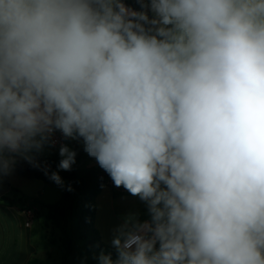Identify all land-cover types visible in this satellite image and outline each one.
Wrapping results in <instances>:
<instances>
[{"label": "clouds", "instance_id": "9594fccd", "mask_svg": "<svg viewBox=\"0 0 264 264\" xmlns=\"http://www.w3.org/2000/svg\"><path fill=\"white\" fill-rule=\"evenodd\" d=\"M137 3L0 0V179L59 131L147 207L98 264H264V0Z\"/></svg>", "mask_w": 264, "mask_h": 264}, {"label": "crops", "instance_id": "0c3cea01", "mask_svg": "<svg viewBox=\"0 0 264 264\" xmlns=\"http://www.w3.org/2000/svg\"><path fill=\"white\" fill-rule=\"evenodd\" d=\"M129 7L134 0H124ZM67 145L76 151L77 140L65 139ZM59 148L48 147L42 159L59 157ZM98 164L95 162L93 165ZM92 165V166H93ZM8 197L12 203L0 202V264H31L36 259L45 258L48 251L39 250L41 238L47 242L50 250L48 229H53L47 220V209L42 204L51 205L60 201L62 190L45 184L41 180H27L19 177L15 171L0 179V198ZM29 213L33 214L30 221ZM130 213L137 214L141 220L148 219L147 207L138 197L122 195L114 197L112 188L107 186L96 198V216L93 227L99 232L102 243L112 251L111 240L114 229ZM29 222V225H27ZM36 224H44L46 235H40Z\"/></svg>", "mask_w": 264, "mask_h": 264}, {"label": "trees", "instance_id": "16d2710c", "mask_svg": "<svg viewBox=\"0 0 264 264\" xmlns=\"http://www.w3.org/2000/svg\"><path fill=\"white\" fill-rule=\"evenodd\" d=\"M131 5L140 9L137 0H134ZM75 152L77 153L76 162L71 171L59 172L64 181V187L55 184L45 175L44 171L32 167L23 160L16 164L14 171L23 179L41 180L47 185L62 190V197L59 202L51 205L42 204V207L47 209V220L62 234L64 248L62 264H71L72 257L76 254V246L69 233V226L78 215L82 227L86 228L88 234L91 235V240L95 241L99 250L111 252L115 260V251L109 250L102 243L99 232L93 227L96 216V198L107 186L112 188L115 198L130 194L123 187L114 186L109 175L98 164L93 165L97 161L85 152L82 140H77ZM60 159L59 157H52L45 160L40 157L42 162L47 163L50 172L58 171L57 165ZM68 185L71 186V191L67 190ZM0 202L12 203L13 200L8 197H1Z\"/></svg>", "mask_w": 264, "mask_h": 264}, {"label": "rangeland", "instance_id": "374dc122", "mask_svg": "<svg viewBox=\"0 0 264 264\" xmlns=\"http://www.w3.org/2000/svg\"><path fill=\"white\" fill-rule=\"evenodd\" d=\"M71 144V143H70ZM68 145L71 148V145ZM79 216V215H78ZM78 216L69 226V233L76 246V254L72 257L71 264H97V257L102 252L98 246L95 245V241L91 240V235L88 234L86 228L82 227L81 221L78 220ZM36 229H40V235H46V228L44 224H36ZM48 229L49 241L52 248L50 250L47 242L41 238L39 244V250L48 251L45 258L36 259L31 264H62L63 259V237L58 229L52 227ZM107 253L108 251H104Z\"/></svg>", "mask_w": 264, "mask_h": 264}, {"label": "built area", "instance_id": "2783aa9c", "mask_svg": "<svg viewBox=\"0 0 264 264\" xmlns=\"http://www.w3.org/2000/svg\"><path fill=\"white\" fill-rule=\"evenodd\" d=\"M53 139L55 141L54 148H60L62 144H66L65 140L60 137V135L56 132L53 136ZM29 219L30 221L34 218L32 213H29ZM27 225H29V222H27Z\"/></svg>", "mask_w": 264, "mask_h": 264}]
</instances>
